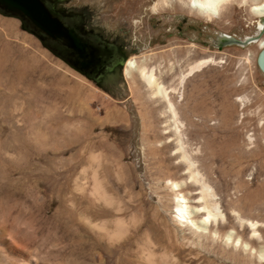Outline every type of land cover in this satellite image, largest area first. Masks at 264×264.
Returning a JSON list of instances; mask_svg holds the SVG:
<instances>
[{"label": "rangeland", "instance_id": "rangeland-1", "mask_svg": "<svg viewBox=\"0 0 264 264\" xmlns=\"http://www.w3.org/2000/svg\"><path fill=\"white\" fill-rule=\"evenodd\" d=\"M156 1L69 0L98 15L115 14L118 24L139 14L146 27L171 28L172 35L157 43L141 39L134 59L150 57L148 64L158 67L166 82L175 75L171 99L187 148L200 151L195 165L202 174L210 171L207 179L218 209L234 224L230 214L258 221L264 240V78L253 62L259 49L254 41L221 50L179 41L175 18L193 14L178 3L153 10ZM147 6L158 13L147 12ZM255 20L234 5L212 27L241 40L258 39L256 30L246 36L252 30L246 24ZM206 56L215 63L178 86L176 78L187 63ZM124 80L121 91H102L22 30L18 19L0 14V264H146L140 249L144 231L156 245V255L177 259L168 264H264L236 250L221 254L210 242L207 250L196 247L194 252L188 251L191 244L180 243L165 186L166 176L174 172L168 165L178 159L172 157L174 143L163 146L172 137L161 134L162 105L136 75ZM228 140L229 155L207 159ZM92 153L109 165L111 188L127 207L124 223L131 224V214L135 216V231L116 241L99 237L84 220L83 209L90 203L77 189L90 183ZM181 172L179 168L177 174ZM164 229L171 231L172 240Z\"/></svg>", "mask_w": 264, "mask_h": 264}, {"label": "bare ground", "instance_id": "bare-ground-1", "mask_svg": "<svg viewBox=\"0 0 264 264\" xmlns=\"http://www.w3.org/2000/svg\"><path fill=\"white\" fill-rule=\"evenodd\" d=\"M175 3H178L188 12L206 22L218 21L221 16L228 12L231 6L244 7L248 14L256 19V30L261 31L264 29L262 22L264 18V0H157L153 5V10L172 7ZM246 39L249 40L248 43L254 41L259 50H264V34L259 39L254 37ZM150 59V57H142L138 62L134 58L128 59L124 66L123 77L128 79L136 75L148 91L149 96L154 98V101L156 100L161 103L159 105H162L158 115H160V118H165L163 121V130L165 131L161 134L166 135L164 139L172 137L168 142H164L163 146L168 148L174 143L172 157L178 159L176 165L168 163V168L170 167L174 172L171 169V171L168 170L172 172V175L166 176L165 186L170 193L171 198L169 202L175 213L172 221L179 233L178 238L180 243L187 242L191 244V249L188 251L194 252L196 247L207 250V242H210L212 245L215 244V247L221 254L228 252L225 249L232 252L236 250L238 253L246 254L249 258L254 257L258 262H264V240H260L263 239V235L259 229L260 224L258 221L249 220L248 218L241 219L237 213L234 215L230 214L236 222L234 224L231 221L232 219L230 220L229 215L222 214L221 210L218 209L214 193L207 179V173L210 171L207 169L206 173L202 174L200 173V165H195L199 159L198 153L200 155V151L196 146L193 149L187 148L189 145H187V139H184V135L186 134L183 132V124L179 120L180 117L177 115L176 107L171 99V94L175 93L176 86L170 84V82H172L175 75L168 77L169 80L166 82L165 78L167 77L163 75L158 67L148 64ZM214 63L215 59L212 56L202 57L191 63H187L185 70L180 71L176 78L177 85L181 86L184 80L195 72ZM173 68L174 65L171 64L169 70ZM179 93H177V99L181 98V94ZM160 136L162 137L159 133L156 134V137ZM229 138L232 144L235 140V135L232 133ZM224 143L225 145L219 149L217 148L216 153L210 155L207 159L212 160V157L220 159L229 155V140L224 141ZM90 156L94 162L90 173V183L89 185L83 184L77 189L90 203L87 207H83L84 209L82 208L84 214H87V216H84V220L86 225L88 224L90 229L99 237L105 238L110 242L116 241L126 236L131 230L135 231V216L131 214V224L127 225L124 223L122 215L127 207L118 199L116 191L111 188L110 181L108 180L110 173L107 170L109 165L98 154L92 153ZM115 166L114 171L118 175L119 166L118 164ZM89 168L90 166L86 170ZM179 168H182L183 172L177 174ZM260 197L264 198V190L261 191ZM108 223H111L110 226ZM165 231L167 234L165 236L167 237L166 239H171L168 234L171 231ZM184 231H187L193 239L189 240L188 235L185 237ZM246 231H248V236H246ZM204 240L206 242H203ZM140 243L141 254H144L143 258L146 264L177 263V259L166 253L162 252V254L156 255L154 252L156 245L151 241L146 231L143 232ZM168 243H170V247L173 246L170 240Z\"/></svg>", "mask_w": 264, "mask_h": 264}, {"label": "flooded vegetation", "instance_id": "flooded-vegetation-1", "mask_svg": "<svg viewBox=\"0 0 264 264\" xmlns=\"http://www.w3.org/2000/svg\"><path fill=\"white\" fill-rule=\"evenodd\" d=\"M57 2L61 9L54 11L51 8L52 15L62 21L65 34H72L78 38L81 48V53L77 54L65 42V64L102 91L122 90L120 79H124V66L128 59L136 58L138 55L141 39L149 38L148 43L152 44L159 42L163 37L172 35L170 27H164L162 30L155 25L146 27L144 15L138 14L135 19L123 20L118 24L115 14L112 18H108L102 14L98 15L85 5L74 6L69 0H57ZM145 9L151 14L158 13V11H151V7ZM175 21L173 31L180 39L179 41L196 47H206L209 44L216 48V39L226 35L213 31L212 26L215 22H206L188 13L177 16ZM254 23L253 25L246 24V27H252L251 34L246 36L255 35L256 20ZM135 25L137 26L136 31L133 30ZM156 31L158 32L154 33ZM263 34L264 30L257 31L256 36ZM260 51L256 53L253 62L260 76L264 78V74L257 65V56Z\"/></svg>", "mask_w": 264, "mask_h": 264}, {"label": "water", "instance_id": "water-1", "mask_svg": "<svg viewBox=\"0 0 264 264\" xmlns=\"http://www.w3.org/2000/svg\"><path fill=\"white\" fill-rule=\"evenodd\" d=\"M51 8L54 11L61 9L57 0H0L1 15L18 19L22 30L34 35L47 51L65 63V42L77 54L81 53L80 43L76 36L64 33L62 21L52 15ZM262 22L264 25V18ZM248 42L247 39L222 35L216 39L215 47L221 49L228 46H245ZM257 65L264 74V50L257 56ZM120 82L125 83V80L120 79Z\"/></svg>", "mask_w": 264, "mask_h": 264}]
</instances>
